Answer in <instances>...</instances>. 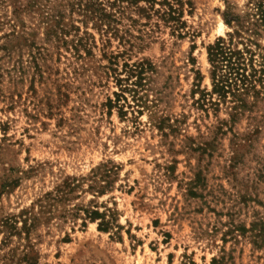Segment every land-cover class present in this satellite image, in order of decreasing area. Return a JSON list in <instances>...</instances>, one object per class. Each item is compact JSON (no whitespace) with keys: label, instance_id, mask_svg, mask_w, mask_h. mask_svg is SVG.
<instances>
[{"label":"rangeland","instance_id":"1","mask_svg":"<svg viewBox=\"0 0 264 264\" xmlns=\"http://www.w3.org/2000/svg\"><path fill=\"white\" fill-rule=\"evenodd\" d=\"M77 1L0 0V264H264V85L202 96L255 0H181L175 29L129 6L113 33Z\"/></svg>","mask_w":264,"mask_h":264},{"label":"trees","instance_id":"2","mask_svg":"<svg viewBox=\"0 0 264 264\" xmlns=\"http://www.w3.org/2000/svg\"><path fill=\"white\" fill-rule=\"evenodd\" d=\"M140 2L149 3L143 7ZM155 0H78L76 4L83 11L85 17L93 21V24L102 33L108 31L116 32V21L126 7H135L139 11L146 9L158 12L153 9ZM168 7L161 12L163 22L173 24L172 28H179L183 24L181 21V0L173 3H163ZM255 8L254 13L241 17L238 14L223 13L224 22L232 28L225 36H218L206 47L207 60L209 62V78L211 82L210 92L204 95H216L214 105L217 106L226 97L230 98L231 108L237 110L246 106L245 97L257 94L256 83L264 85V47H261L252 36L259 35L258 26H264V0L251 2ZM176 4V6H175ZM255 17V19H253ZM253 19V20H252ZM115 35V34H114ZM197 75L201 77L199 71ZM87 211V216L91 220L102 218L98 211ZM108 221H100L98 228L106 231ZM27 264H40L35 260H28ZM210 264H223L220 259L213 257Z\"/></svg>","mask_w":264,"mask_h":264},{"label":"bare ground","instance_id":"3","mask_svg":"<svg viewBox=\"0 0 264 264\" xmlns=\"http://www.w3.org/2000/svg\"><path fill=\"white\" fill-rule=\"evenodd\" d=\"M224 28H225V24L222 21H220L219 24H218V27H217L218 33L221 34L223 32Z\"/></svg>","mask_w":264,"mask_h":264}]
</instances>
